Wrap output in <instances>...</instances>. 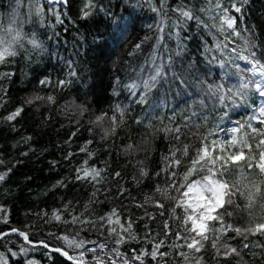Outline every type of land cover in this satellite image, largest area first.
<instances>
[{
    "label": "trees",
    "instance_id": "obj_1",
    "mask_svg": "<svg viewBox=\"0 0 264 264\" xmlns=\"http://www.w3.org/2000/svg\"><path fill=\"white\" fill-rule=\"evenodd\" d=\"M86 3L20 0L18 5L17 0H0V13L19 7L28 30L38 31L47 46L43 56L25 50L0 64V173L11 169L0 182V233H7L0 236V255L8 264H27L29 260L33 264H73L53 251L59 248L79 256L84 248L68 246L64 239L68 237L85 241V248H97L96 253H84V264H97L95 256L104 264L113 260L122 264L109 254L114 246L110 226L99 219L115 208L121 223H132L137 237L130 239L122 233L127 242L117 247L128 257L142 248L151 251L153 245L147 239H164L167 232L159 251L169 255L160 264H264V221L257 220L264 215V203L256 207L245 198L252 187L264 188V171L257 167L264 153V124L258 117L262 96L251 83L245 97L236 96L235 103L229 97L221 104L214 92L216 85H222L227 96L228 89L235 93L242 80H260L251 72H238L232 63L235 54L230 49H244L245 40L234 37L228 49L218 48L224 35L216 28L198 25L195 19L188 20L180 33L185 48L177 55V40L168 38V27L157 45L162 17L151 9L161 8V0H95L92 14L84 18ZM181 5L206 24H213L211 17L216 13L200 11L206 0H165L169 26L178 20L179 13L173 10ZM37 6L42 12L36 11ZM57 14L62 23H57ZM237 26L264 62V0H249L243 23L238 19ZM153 55L157 64L164 63L166 76L140 104L143 89L137 88L133 95L127 85L140 84L148 77L154 67ZM236 63L240 69L250 68L244 61ZM69 71L75 76H69ZM44 78L52 84L41 85ZM61 80L70 82L56 86ZM37 95L45 99L26 103ZM49 95L54 102L47 101ZM18 107L23 108L20 116L11 122L3 119ZM98 116H104L103 121L97 122ZM252 116L257 117L252 120L257 129L246 127L234 133L231 153L242 154V158L229 162L221 177L228 186L217 208L223 225L208 229L198 252L190 250L183 239V208L177 206L179 188L175 187L207 175L206 165L198 175L197 165L192 163L201 150V137L214 132L211 139L227 140L230 137L216 130L236 127V121L243 123ZM82 166L101 170L99 183L77 180L76 169ZM260 199L264 201V194ZM74 217L96 223H74ZM227 225L232 230L226 231ZM12 229L27 233L31 243ZM105 240L103 251L97 244L87 243ZM21 246L29 249L27 254L13 257L11 252L19 253ZM225 252L231 254L225 257ZM144 260L157 264L159 257L145 256Z\"/></svg>",
    "mask_w": 264,
    "mask_h": 264
},
{
    "label": "snow or ice",
    "instance_id": "obj_2",
    "mask_svg": "<svg viewBox=\"0 0 264 264\" xmlns=\"http://www.w3.org/2000/svg\"><path fill=\"white\" fill-rule=\"evenodd\" d=\"M63 3H67V0H62ZM249 0H230V3L225 0V2L222 3V0H206V6L202 7L200 9L201 12L205 13H216V15H213L211 19L214 21L213 24L208 25L203 20H201L199 17L195 16L192 9L187 8L186 6H178L173 11L179 13V17L177 21L171 22V25L169 26L166 23V12L164 10L165 8V0H161V8H156L155 6L152 7L153 12H157L161 15V21L157 25L158 32L161 34L157 37V45L163 41L164 39V32L165 28L168 27L169 31L167 33L168 38L171 39L172 37H175L177 40V55H180L183 51L185 46L183 45L182 37H181V31L184 29L185 24L188 20L195 19L198 25H203L204 27H213L216 28L219 33L224 35V42L222 44H218V48L228 49L229 43H234L233 38L234 37H241L245 40V48L238 50L236 47H233L230 49L232 53L235 54V56L232 59V63L235 65L238 72H244L248 71L251 72L253 76L259 75L260 80L256 81H248V80H242L239 88L235 93H233L232 89H228V95H224L222 93V85H216L214 92L217 94V99L221 104H225V101L229 99V97L232 98L233 103H235V97H245L246 91L249 89V85L254 84L255 89L259 92V95L264 97V62H261L260 59L257 58L256 53L252 51V49L255 47V45L251 42V40L247 37H242V30L237 26V20L239 19L241 23H243V14L245 6L248 4ZM96 7L95 0H87V3L84 5L83 9V17L87 18L92 14V10ZM36 11L42 12V8L37 6ZM239 14L233 15L232 13ZM57 23H62L63 21L60 19V15H56ZM172 29H179V31L173 32ZM250 31V30H248ZM140 47L139 44L136 45V48L138 49ZM243 52H247V54H242ZM156 56L153 55L151 63L154 65L153 68L150 69L149 75L146 79H143L140 84L133 83L130 85H127L130 91H132L133 95H136V89L142 88L143 92L141 93L139 100L137 103L144 104L147 100V93L150 92L156 85L159 83L160 80L164 79L166 76L165 72V65L164 63L157 64L156 63ZM237 60L244 61L247 64L250 65V68L248 69H240V65L236 63ZM169 61H171V57H169ZM223 64V61L220 62ZM71 68V65H69ZM69 76H75L74 71H69ZM70 81L68 80H61L56 81V86H67V84ZM39 83L43 86H48L52 84V81L48 78L41 79ZM209 89H212V86H209ZM45 97L42 96H34L26 101L27 104L33 103L35 100H44ZM48 102H54V97L52 95H49L46 97ZM116 110L119 112H123V109L120 108L119 105L116 106ZM23 111L22 107H18L4 117L3 119L6 121H13L18 116H20L21 112ZM81 111H85V109H82ZM196 113H192V116H195ZM258 117L260 119V122L264 124V104L260 106ZM191 116L188 117L189 120H191ZM97 122L103 121L104 116H98ZM113 120H115V117H112ZM223 119V117H221ZM257 119L256 116L250 117L248 120H245L243 123L240 121H236V127H232L230 129H217L216 131H222L225 133L226 136L230 137V139L224 140V139H211L215 133H209L206 137H201L202 141V147L201 150L196 152V155L192 158V163L194 165H197L196 171L197 174H201L202 169L206 165L207 175L203 178V181L197 180L195 183L189 182L191 184V187L189 184H184L183 186L175 187L179 188V196L177 199V206L183 208V216L181 217L183 221V231L186 233L184 235L183 239L188 249L194 250L195 252H198L200 250V245L203 242L202 237L206 238L208 236V229L213 228L215 229L217 227V224L223 225V221L219 218V209H215L213 207V204L215 203V197L213 196V192L216 190L214 188V184L216 187L224 188L227 187L226 183H222L220 178L223 177L225 174V171L227 170V166L229 162L233 160H239L242 158V154L240 155H233L231 153V149L234 147L236 140L234 138V133L237 130L245 129L246 127L248 129H251L255 131L257 128L253 126L252 120ZM137 123H140V121H137ZM176 132H179L180 129L177 127L175 129ZM108 130H105V134L107 135ZM179 139V137H176ZM30 139V138H29ZM203 141H208L207 143H203ZM264 142V141H262ZM88 143H91V141H88ZM129 148H131V145H129ZM81 151H85V148H81ZM27 153H25L26 155ZM69 157H71L72 153L68 154ZM166 160L169 158L166 157ZM0 163H3L2 160H0ZM84 165H87V160L84 161ZM257 167H260L261 169H264V163L258 164ZM11 172V169H7L5 172L0 173V182H3L7 175ZM77 180H90L92 182L99 183V178L101 177V170H98L95 167H79L76 169ZM116 176H120V173L117 172L115 174ZM142 175H147L146 172L142 171ZM175 175V173H173ZM212 180L213 182L210 183L209 181ZM62 184V182H61ZM181 189H186L181 192ZM123 189H121V194H123ZM95 195V193H94ZM212 203H209V202ZM142 206V205H139ZM175 211V208L172 210ZM53 216L56 220L60 219V215L53 213ZM115 218V219H113ZM102 222H107L109 227V236L112 237V243L113 247L109 249V254L112 255L114 258L119 259L122 264H134V262L139 261V264H145L144 257L150 256L153 260H157L159 257V260H157V264H160V261L163 260V258L169 253L160 252L159 249L165 245V240L167 236V232L165 233L164 239H157L155 236H150L149 239H147V243H151L153 245L151 251H148L146 249H141L138 252L133 251L132 256L128 257L124 253H121L119 251L118 245H121L125 242H127L124 239V236L122 233H127L130 239H137L136 234L132 231V223L129 221L127 224L121 223L120 215L117 212L115 208H113L109 213H107L105 216H102L99 218ZM74 223H96V221H83L80 220L77 217L73 218ZM190 222V227L188 226ZM112 225H118L119 228L112 226ZM147 228V225H145ZM167 224L165 225V229H167ZM225 230H232L230 225L225 226ZM12 232H18L19 236L23 237L24 241L26 243H31L29 240V236L27 233L23 231H19L17 229H12ZM194 234V235H193ZM7 235V233H0V236ZM148 235V234H146ZM199 238V239H198ZM66 243L70 247L74 248H84V251L80 253L79 257H73L68 254L67 251H62L59 248L53 249V251L60 252L63 256L67 257L70 261H73V264H84L83 256L85 252H97V248H85V241L83 240H75V239H69L68 237H64ZM43 243V242H41ZM87 243H93L97 244V247L103 251L107 247V240L105 242H96V241H88ZM45 248L48 247L47 244H43ZM264 246V245H262ZM246 248H252L255 247V245H245ZM29 249L21 246L20 252H11V255L13 257L19 255V254H27ZM231 253L225 252L223 256L227 257ZM183 255V253H182ZM94 259H96L97 264H104L103 259L100 256H95ZM0 264H8L7 259L5 256L0 255ZM27 264H33V261L29 260L27 261ZM112 264H115V260H113Z\"/></svg>",
    "mask_w": 264,
    "mask_h": 264
},
{
    "label": "clouds",
    "instance_id": "obj_3",
    "mask_svg": "<svg viewBox=\"0 0 264 264\" xmlns=\"http://www.w3.org/2000/svg\"><path fill=\"white\" fill-rule=\"evenodd\" d=\"M17 3L19 5L20 0H17ZM25 50L43 56L47 51L46 42L38 31L28 30L19 7H14L7 13H0V64L18 57ZM262 194L264 188L256 186L251 188L250 194H246L245 198L258 207L260 203H264L260 199ZM257 220L264 221V215L258 216Z\"/></svg>",
    "mask_w": 264,
    "mask_h": 264
},
{
    "label": "rangeland",
    "instance_id": "obj_4",
    "mask_svg": "<svg viewBox=\"0 0 264 264\" xmlns=\"http://www.w3.org/2000/svg\"><path fill=\"white\" fill-rule=\"evenodd\" d=\"M46 1H48L49 3H53V4L62 3V0H46ZM262 104H264V97H262V99H261V101H260V103H259V106H258V112H259L260 106H261ZM229 139H230V138H229ZM261 163H264V153H263V155H262V157H261ZM262 170L264 171V169H262ZM205 176H206V175H205ZM205 176H204V177H205ZM204 177L199 178V179H195V180H193V181H191V182H192V183H195V181H197V180H201V181H203V178H204ZM220 180H221L222 183H226V182L223 181L221 178H220ZM209 182L212 183L213 181L210 180ZM226 185H227V183H226ZM189 186L191 187V184H189ZM213 186H214V188H216V190L213 192V196L215 197V203L213 204V207H214L215 209H217V208L222 204V202H223V200H224V196H225V194L228 192V186H227V187H224V188L216 187L215 184H214ZM185 190H186V189H185ZM209 203H212V202L210 201ZM16 233H18V232H16ZM88 248L91 249V248H94V246H89ZM79 256H80V255H79ZM79 256L77 255V256H74V257H79ZM134 264H138V261L134 262Z\"/></svg>",
    "mask_w": 264,
    "mask_h": 264
},
{
    "label": "water",
    "instance_id": "obj_5",
    "mask_svg": "<svg viewBox=\"0 0 264 264\" xmlns=\"http://www.w3.org/2000/svg\"><path fill=\"white\" fill-rule=\"evenodd\" d=\"M121 252V250H119Z\"/></svg>",
    "mask_w": 264,
    "mask_h": 264
}]
</instances>
